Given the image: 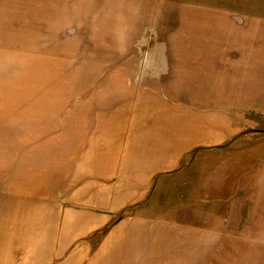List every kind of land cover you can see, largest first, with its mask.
<instances>
[{
    "label": "crops",
    "instance_id": "crops-1",
    "mask_svg": "<svg viewBox=\"0 0 264 264\" xmlns=\"http://www.w3.org/2000/svg\"><path fill=\"white\" fill-rule=\"evenodd\" d=\"M254 2L0 0L2 98L22 89L30 105L27 68L56 69L53 81L71 88L56 93L70 109L62 124L79 129L36 162L40 187L57 178L51 196L25 188L34 165L29 154L15 159L12 140L0 236L14 212L22 225L26 210L50 209L62 213L55 227L71 228L59 264H239L240 255L264 264V140L239 139L221 121L208 127L206 112L207 99H230L233 115L240 100L264 101V14ZM191 18L209 22L192 31ZM51 141L36 149L47 153ZM110 244L126 250L109 253Z\"/></svg>",
    "mask_w": 264,
    "mask_h": 264
},
{
    "label": "rangeland",
    "instance_id": "rangeland-1",
    "mask_svg": "<svg viewBox=\"0 0 264 264\" xmlns=\"http://www.w3.org/2000/svg\"><path fill=\"white\" fill-rule=\"evenodd\" d=\"M230 1L232 0H224V6H227L226 2ZM228 5L230 6V3ZM253 6L256 14H264V0H255ZM188 21L190 22L185 24L188 28H192V31H194L193 29H200L209 22L208 20L193 18ZM233 22H226L223 28L224 33H228L227 37L224 36V39L226 38L224 42L228 44L231 43L232 39L230 38V35L232 32L231 28H234ZM27 69L30 71L32 81L30 105L24 106L23 99L25 98L23 97L24 91H22V89L18 91L20 96H16L14 93V97L12 98H2V95L0 94V182L2 179H5L7 175L9 163L7 161V149L11 148L12 140H15V159L17 160L18 157L29 154V156H26L25 158L33 163L31 165H34L30 172L28 170V174L24 180L26 182L25 188L29 192L36 193L35 197H39V193L44 194L45 191H47L49 195L50 193L54 195V193L58 194L60 192L55 174H51L49 177L46 175L48 177V182L53 183L52 186L40 187L38 180L44 179L45 175H40L36 171L37 166L35 165L39 163L45 155L54 156V146L60 144L62 149H64L72 139H75V142L77 141V137L73 133L74 131L77 132L79 130L78 127H64L62 124L70 118V109H60L61 103L58 100L60 99V96L57 97L56 94L61 91L60 95L67 92V96H69L71 88L66 87L64 83L60 84L59 82L53 81V78H56V76L60 74L56 69H39L38 66ZM21 71L22 72L15 73L13 76H23V67H21ZM2 75L3 73L0 69V76ZM39 78H41V80L42 78L46 80H44L43 83L35 82L38 81ZM42 84L43 89L41 90ZM3 89L4 88L0 86V93ZM39 96L42 97L34 98ZM67 96H61L62 100ZM239 105L241 107L240 115H233L236 109L234 105L231 104L230 99L223 100L222 107L220 106V101L216 99H207L206 112L208 127H214L215 122L218 124L221 121L223 127H239V139H254L256 141L264 140V101L240 100ZM57 108L62 111L54 114ZM28 109L31 114V123L29 125H24L22 120L24 121L26 116L29 115L27 113ZM12 111L14 112V115ZM220 111L222 112V115L220 114ZM49 112H52L53 114L50 116ZM55 139L60 141L54 143ZM46 140H52V143L46 145L47 153H42L36 148H38L39 143L43 145ZM30 151H32L31 154ZM10 156H13V154L11 153ZM16 166L15 163V167ZM78 196L81 197L82 194L80 193ZM15 204L17 205V203ZM0 207L2 210L6 209L5 204H0ZM17 207L18 206H16V208ZM2 210L0 218L2 216L3 222L6 219V210ZM25 216V224L20 225L19 217H23V213L18 211L14 212L15 225L10 226L11 232L7 234L5 228L1 229L0 257H13L12 260L7 261L9 264H59V262H62L61 259L57 258L62 256L63 252H54L60 247L61 243L59 242L63 241L64 238H66V235L71 233V228L62 226L61 223H57V228L55 227V221L62 216V213H59L58 215L52 213L50 209L43 212L30 209L25 211ZM76 220H82V222H85L86 216L82 215V217H79ZM2 235L9 236V240L3 238ZM55 240L58 242L56 245L54 243ZM109 248H112L109 253L116 254L126 250L125 248L123 249L122 246L121 248L114 250L115 247L113 244H110ZM101 250H104V246L101 247ZM20 257H24L25 260H20ZM46 257L48 259L45 260ZM251 257L249 258L245 255H240L239 264H252ZM112 262L116 261H111V264ZM1 263L3 264V261L0 258V264Z\"/></svg>",
    "mask_w": 264,
    "mask_h": 264
}]
</instances>
